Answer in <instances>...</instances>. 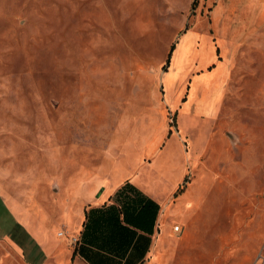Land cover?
Wrapping results in <instances>:
<instances>
[{
  "label": "rangeland",
  "instance_id": "374dc122",
  "mask_svg": "<svg viewBox=\"0 0 264 264\" xmlns=\"http://www.w3.org/2000/svg\"><path fill=\"white\" fill-rule=\"evenodd\" d=\"M132 188L155 264H261L264 0H0V234Z\"/></svg>",
  "mask_w": 264,
  "mask_h": 264
},
{
  "label": "crops",
  "instance_id": "0c3cea01",
  "mask_svg": "<svg viewBox=\"0 0 264 264\" xmlns=\"http://www.w3.org/2000/svg\"><path fill=\"white\" fill-rule=\"evenodd\" d=\"M142 194L155 202L146 192ZM114 196L115 194L112 197ZM114 203L115 200L109 198L96 199L80 215L67 211L61 217L60 226H57L58 222H51V230H47L49 218L44 211H38L35 222L14 220L25 236L35 242L37 258L30 254L17 236L10 233L12 226L8 233L0 234V264H155L157 254L165 249L161 234L158 233L159 224L162 222V206L158 205L154 230L149 235L129 226V231L121 228L125 226L122 216L120 225L107 215H88L91 210L118 207ZM61 232L66 236L58 237ZM71 236L79 239L76 247L69 243L68 237Z\"/></svg>",
  "mask_w": 264,
  "mask_h": 264
},
{
  "label": "trees",
  "instance_id": "16d2710c",
  "mask_svg": "<svg viewBox=\"0 0 264 264\" xmlns=\"http://www.w3.org/2000/svg\"><path fill=\"white\" fill-rule=\"evenodd\" d=\"M183 191L184 187L182 186L178 189L174 196L178 197ZM132 192L134 195L131 197L125 192V190L118 191L114 196L115 203L118 205V207L110 206L106 210H91L88 215H93L95 213L107 215L112 217L113 220L115 219L120 225L122 222V220H120V216H122L125 226H121V228L124 230L129 231V227H132L136 230L151 235L153 233L155 222L158 216L159 206L152 200L144 197L141 193L136 192V190L133 188ZM78 244L79 239L77 245Z\"/></svg>",
  "mask_w": 264,
  "mask_h": 264
},
{
  "label": "built area",
  "instance_id": "2783aa9c",
  "mask_svg": "<svg viewBox=\"0 0 264 264\" xmlns=\"http://www.w3.org/2000/svg\"><path fill=\"white\" fill-rule=\"evenodd\" d=\"M176 230L178 231V228H176ZM63 236H66L63 232L58 234V237H63ZM68 239H69V243H70L71 246H76L77 245V243H78V239L77 238L70 237ZM259 261L261 262V264H264V257H261Z\"/></svg>",
  "mask_w": 264,
  "mask_h": 264
},
{
  "label": "bare ground",
  "instance_id": "6f19581e",
  "mask_svg": "<svg viewBox=\"0 0 264 264\" xmlns=\"http://www.w3.org/2000/svg\"><path fill=\"white\" fill-rule=\"evenodd\" d=\"M174 231H177V230H176V229H174ZM178 231H179V229H178ZM178 231H177V232H178Z\"/></svg>",
  "mask_w": 264,
  "mask_h": 264
}]
</instances>
